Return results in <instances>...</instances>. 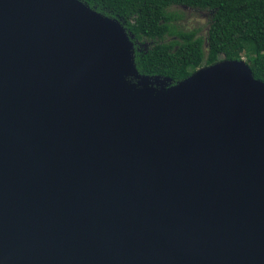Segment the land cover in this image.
I'll return each mask as SVG.
<instances>
[{
    "label": "water",
    "instance_id": "water-1",
    "mask_svg": "<svg viewBox=\"0 0 264 264\" xmlns=\"http://www.w3.org/2000/svg\"><path fill=\"white\" fill-rule=\"evenodd\" d=\"M81 0H0V264H264V82L142 75Z\"/></svg>",
    "mask_w": 264,
    "mask_h": 264
},
{
    "label": "trees",
    "instance_id": "trees-1",
    "mask_svg": "<svg viewBox=\"0 0 264 264\" xmlns=\"http://www.w3.org/2000/svg\"><path fill=\"white\" fill-rule=\"evenodd\" d=\"M117 19L134 36L135 62L142 75L173 84L222 60H242L264 82V0H81ZM208 11L207 37L184 30L176 8ZM137 42L145 43L140 46Z\"/></svg>",
    "mask_w": 264,
    "mask_h": 264
},
{
    "label": "rangeland",
    "instance_id": "rangeland-1",
    "mask_svg": "<svg viewBox=\"0 0 264 264\" xmlns=\"http://www.w3.org/2000/svg\"><path fill=\"white\" fill-rule=\"evenodd\" d=\"M177 11L183 15V20L179 25L184 30H198L199 35L203 38L207 37L208 27L211 22L212 13L208 11H201L195 9H187L184 7L176 8Z\"/></svg>",
    "mask_w": 264,
    "mask_h": 264
},
{
    "label": "flooded vegetation",
    "instance_id": "flooded-vegetation-1",
    "mask_svg": "<svg viewBox=\"0 0 264 264\" xmlns=\"http://www.w3.org/2000/svg\"><path fill=\"white\" fill-rule=\"evenodd\" d=\"M184 8H187V9H191V8H188V7H184ZM193 10V9H192ZM140 46H142V44H143V46H146L145 45V43H140V42H137Z\"/></svg>",
    "mask_w": 264,
    "mask_h": 264
}]
</instances>
